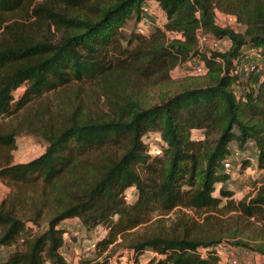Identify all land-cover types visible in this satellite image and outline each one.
Masks as SVG:
<instances>
[{"label": "trees", "instance_id": "obj_1", "mask_svg": "<svg viewBox=\"0 0 264 264\" xmlns=\"http://www.w3.org/2000/svg\"><path fill=\"white\" fill-rule=\"evenodd\" d=\"M144 1L0 0V119L18 121L0 132V149L12 151L23 133L44 143L42 153L27 162L5 156L0 164V180L12 189L0 201V248L11 249L0 264H67L58 225L70 219L87 231L106 232L95 251L109 248L108 254L87 264H109L120 248L135 256L147 250L160 255L150 264H219L217 249L225 238L232 242L253 224L264 230V0H151L163 13L162 27L127 38L122 27L138 22ZM217 13L233 17L243 31L217 25ZM198 33L227 39L230 46L224 52L199 50ZM252 53L262 75L255 87L258 69L244 79L237 71ZM193 56L204 62L207 82L185 86L148 108L129 99L109 118L59 121L45 103L33 110L32 102L45 93L115 72L168 79ZM152 137L160 139L158 155L148 153ZM231 142L240 150L253 144L262 171L254 193L238 201L224 185ZM182 208L218 215L166 231H136L152 213L177 209L181 216ZM45 215V229L34 230ZM233 245L264 256L263 243Z\"/></svg>", "mask_w": 264, "mask_h": 264}, {"label": "rangeland", "instance_id": "obj_2", "mask_svg": "<svg viewBox=\"0 0 264 264\" xmlns=\"http://www.w3.org/2000/svg\"><path fill=\"white\" fill-rule=\"evenodd\" d=\"M157 16H154L152 22L158 21L162 23V15H158L156 9H153ZM217 25L224 27H231L236 32L243 31V27L237 22L228 21L227 18L222 15L216 16ZM136 22L134 19L128 20L122 27V31L126 33V37L135 36ZM152 32V26L146 27V36ZM204 40L201 41L202 49L205 51L224 52L227 48V39L218 41L217 45H214L212 37L204 35ZM123 47L126 46L123 41ZM129 45V48H131ZM252 63L258 64V70L260 64L258 61ZM250 64V63H249ZM193 63L188 60L185 64H179L174 67L170 72V77L165 80H161L160 76L152 74H139L133 70H126L123 72L112 73L106 80H94L91 82L71 84L65 88H60L55 91L45 93L41 98H38L32 102L35 106L33 110L40 107L45 103L48 105L51 111L54 112L56 121L66 119L67 117L76 116L78 119H97V118H109L115 114V108L120 103L126 100H132L136 102L140 107L148 108L157 103L165 96H169L177 93L181 88L185 86L201 85L207 82V74L197 76L192 72ZM248 66L244 67V69ZM243 69V70H244ZM242 79L246 76L243 71L237 70ZM260 75V74H259ZM256 80V79H255ZM234 88L239 91L238 87ZM21 93V89L16 92L18 96ZM32 110V111H33ZM18 121L15 118H1L0 119V132H6L8 129H12L17 125ZM196 132H194L195 134ZM31 144V145H30ZM252 147V148H251ZM44 148L43 141H39L33 136H28L25 133L20 134L15 140V146L9 153L0 149V164L3 163L5 156H11L14 163H22L31 160L42 153ZM254 146L251 144L250 148L246 152H241L237 147H231L230 149V179L224 183L228 189L233 191L232 199L235 201L240 200L242 197L252 195L255 188L258 186L262 171L259 172L253 160ZM235 152L237 154L235 155ZM248 159V160H247ZM252 159V161H251ZM246 165H242L245 163ZM218 186V185H217ZM29 195L32 192L31 189L26 190ZM12 189L5 181L0 180V201L5 199ZM27 194V195H28ZM35 195V194H34ZM214 196L217 192L213 193ZM31 197V196H29ZM225 202V199L221 200V204ZM177 209L170 212L168 215H159L158 213H152L151 220L146 226L139 227L136 231L142 232L145 228L147 232H160L166 231L170 227H180L178 223H200L201 218L207 214H215L216 211L212 210L210 213L194 212L188 209H180L184 215L177 214ZM48 216L45 215L43 220L40 221V227H32L31 224H27L28 227H32L34 230L40 229L41 231L46 227V220ZM221 221H226L225 217H220ZM217 222V221H216ZM230 224V222H229ZM59 228L64 229L63 241L64 244L59 250L63 259L67 264H87L88 259H101L108 254L107 248L102 253L98 254L95 248L92 249L91 245L96 243L98 239L105 235V230L98 228L97 231H87L77 219H70L61 222L58 225ZM264 230L253 224L247 227L244 235H239L235 239H231L232 242H227L225 238L223 245L217 249L219 256V264H228L233 258L237 260V264H264V256L254 252L248 248L241 246H234L233 241L240 240L243 243H247L251 246L262 244L264 245ZM117 238V242H119ZM10 248H0V260L5 257ZM160 259V255L151 250H147L142 254L135 256V254L127 248L117 249L110 257L109 264H150L151 261ZM49 264V263H47Z\"/></svg>", "mask_w": 264, "mask_h": 264}, {"label": "built area", "instance_id": "obj_3", "mask_svg": "<svg viewBox=\"0 0 264 264\" xmlns=\"http://www.w3.org/2000/svg\"><path fill=\"white\" fill-rule=\"evenodd\" d=\"M153 9H156L158 15H162V12L160 10V8L151 0H145L141 6H140V15H139V19L138 22L136 24V33L145 35L146 34V27L147 26H157V27H162V23H158V21L156 20L155 22L151 21L154 19V16H157ZM227 20L230 22H234V18L230 17V16H226ZM205 36L204 34L198 33V48L199 50H203L202 49V45H201V41L204 40ZM214 42V45L218 44L219 40H216L214 38H212ZM190 62L193 63V68H192V72L197 75V76H201V75H205L207 72V69L204 65V62L201 61L199 58L193 56L190 59ZM255 69H258V64L257 63H252L250 62V64H248V66L243 70L245 76H247L250 72L254 71ZM238 70V69H237ZM262 78V75L260 74L258 77V80H260ZM160 141V139L158 137H152L151 140L148 141V153L149 154H153V155H158L160 154V149L158 147V145L155 142ZM237 154V152H235V155ZM248 160V159H247ZM230 158L228 157L225 162H224V169L226 172H229V168H230ZM129 197L128 195L125 196V200H127ZM63 235H66L65 233ZM91 248L94 249L95 248V243H93L91 245ZM228 264H237V260L235 258L231 259L229 261Z\"/></svg>", "mask_w": 264, "mask_h": 264}, {"label": "crops", "instance_id": "obj_4", "mask_svg": "<svg viewBox=\"0 0 264 264\" xmlns=\"http://www.w3.org/2000/svg\"><path fill=\"white\" fill-rule=\"evenodd\" d=\"M218 14L224 16L223 14L217 13V15H218ZM217 15H216V16H217ZM222 40H224V39H222ZM222 40H220V41H222ZM229 46H230V42L227 40V48H226L225 50H227V49L229 48ZM257 60H258V62H259V59H258V57H257V55H256L255 53H252V54L246 55L245 57H243V58L239 61V64H238V70L243 71V69H244V67L246 66V64H249L250 62L257 61ZM259 74H260L259 70L255 71V73H254V75H253V78H252V80H251V84H252L254 87L258 84V77H259ZM255 79H257V80H255ZM250 146H251V144H247V145L244 147V149H242V150L239 149V151H241V152H246L247 149L250 148ZM231 147H236L235 143L231 142V143L229 144V150L231 149ZM251 148H252V147H251ZM253 153H254V158H253V160H254V162H255V165H254V166H256V155H255L256 152H255V149H253ZM229 156H230V155H229ZM230 157H231V156H230ZM251 161H252V159H251ZM259 172H261V171H259Z\"/></svg>", "mask_w": 264, "mask_h": 264}, {"label": "bare ground", "instance_id": "obj_5", "mask_svg": "<svg viewBox=\"0 0 264 264\" xmlns=\"http://www.w3.org/2000/svg\"><path fill=\"white\" fill-rule=\"evenodd\" d=\"M31 145V144H30Z\"/></svg>", "mask_w": 264, "mask_h": 264}, {"label": "clouds", "instance_id": "obj_6", "mask_svg": "<svg viewBox=\"0 0 264 264\" xmlns=\"http://www.w3.org/2000/svg\"><path fill=\"white\" fill-rule=\"evenodd\" d=\"M229 157V156H228Z\"/></svg>", "mask_w": 264, "mask_h": 264}]
</instances>
